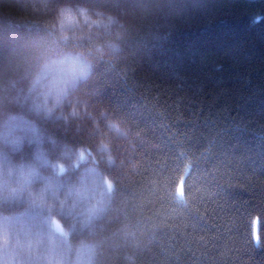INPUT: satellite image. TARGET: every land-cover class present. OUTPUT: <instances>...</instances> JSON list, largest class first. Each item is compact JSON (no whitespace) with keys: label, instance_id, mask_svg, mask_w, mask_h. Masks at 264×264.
Masks as SVG:
<instances>
[{"label":"clouds","instance_id":"9594fccd","mask_svg":"<svg viewBox=\"0 0 264 264\" xmlns=\"http://www.w3.org/2000/svg\"><path fill=\"white\" fill-rule=\"evenodd\" d=\"M0 14V264H142L159 223L127 190L144 131L105 99L159 0H10ZM144 190L160 192L151 169ZM181 169L163 184L186 204Z\"/></svg>","mask_w":264,"mask_h":264},{"label":"trees","instance_id":"16d2710c","mask_svg":"<svg viewBox=\"0 0 264 264\" xmlns=\"http://www.w3.org/2000/svg\"><path fill=\"white\" fill-rule=\"evenodd\" d=\"M159 3L120 75L102 81L109 106L153 145L127 186L159 223L142 264H264V0ZM14 11L0 0V14ZM178 168L182 206L163 188Z\"/></svg>","mask_w":264,"mask_h":264},{"label":"snow or ice","instance_id":"6c2138e0","mask_svg":"<svg viewBox=\"0 0 264 264\" xmlns=\"http://www.w3.org/2000/svg\"><path fill=\"white\" fill-rule=\"evenodd\" d=\"M257 242H258V240H257Z\"/></svg>","mask_w":264,"mask_h":264}]
</instances>
